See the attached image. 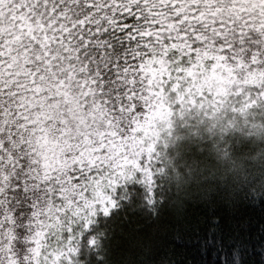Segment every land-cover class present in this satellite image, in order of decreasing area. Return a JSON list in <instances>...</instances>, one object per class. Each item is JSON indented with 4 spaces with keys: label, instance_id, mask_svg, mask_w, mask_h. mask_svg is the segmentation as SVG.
Masks as SVG:
<instances>
[{
    "label": "snow or ice",
    "instance_id": "1",
    "mask_svg": "<svg viewBox=\"0 0 264 264\" xmlns=\"http://www.w3.org/2000/svg\"><path fill=\"white\" fill-rule=\"evenodd\" d=\"M0 264H264V0H0Z\"/></svg>",
    "mask_w": 264,
    "mask_h": 264
}]
</instances>
